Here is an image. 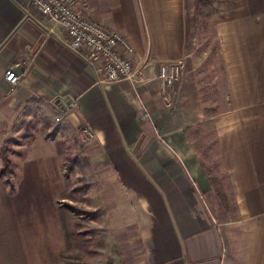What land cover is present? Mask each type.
Masks as SVG:
<instances>
[{"label":"crops","instance_id":"crops-1","mask_svg":"<svg viewBox=\"0 0 264 264\" xmlns=\"http://www.w3.org/2000/svg\"><path fill=\"white\" fill-rule=\"evenodd\" d=\"M198 2L209 4L84 0L93 21L130 41L136 66L146 61L134 90L97 84L61 27L29 4L0 0V132L74 103L52 136L31 144L11 186L0 179V264H62L67 160L89 184L91 208L121 229L129 264H264V0H219L208 18L219 70L206 84L218 88L213 109L194 57ZM176 61L181 77L162 93L157 76ZM10 67L20 75L14 87ZM205 130L229 208L198 148Z\"/></svg>","mask_w":264,"mask_h":264},{"label":"rangeland","instance_id":"rangeland-1","mask_svg":"<svg viewBox=\"0 0 264 264\" xmlns=\"http://www.w3.org/2000/svg\"><path fill=\"white\" fill-rule=\"evenodd\" d=\"M207 3L209 4L202 3L200 8L197 47L194 57L199 76L204 83L202 85L204 102L213 109L214 103L219 97L218 88L213 89L212 87L211 89V86L208 85L214 77L218 79L219 70L214 34L208 18L218 10L220 4L219 0H208ZM54 117L55 115L52 113H42L38 117H21L19 122L13 126L20 132H16V129L12 131L13 127L11 130L5 128V132H0V179L5 185L11 186L18 163L27 156L29 151L34 149L31 144L36 143L37 138L52 136L58 129ZM208 129L210 128L208 127ZM205 131L207 132H202L196 139L198 148L202 152V159L210 172L215 192L229 208L231 200L227 196L226 176L219 168L217 158L205 154L213 141L211 131ZM60 146L64 150L63 145ZM64 166H66L68 175L67 190L62 201L65 211L63 222L67 244L61 256L62 264H129L132 262L131 250L125 243L124 235L119 231L121 229L108 224V216L105 212L91 208L92 200L89 195H86L89 184H85L84 179L80 176L76 178L74 173L69 172V160L65 162Z\"/></svg>","mask_w":264,"mask_h":264},{"label":"built area","instance_id":"built-area-1","mask_svg":"<svg viewBox=\"0 0 264 264\" xmlns=\"http://www.w3.org/2000/svg\"><path fill=\"white\" fill-rule=\"evenodd\" d=\"M13 1L29 4L52 26L61 27L63 40L90 66L97 84L128 82L135 90L142 83L146 61L136 66L133 60L134 48L130 41L121 33L93 21L89 17L84 0ZM182 69L181 61L163 66L157 76L162 93L179 81ZM4 78L11 87L20 82V75L16 74L12 67L5 70ZM73 107L72 102L64 104L56 112L54 121L60 123ZM83 132L87 139L93 138L89 130Z\"/></svg>","mask_w":264,"mask_h":264},{"label":"trees","instance_id":"trees-1","mask_svg":"<svg viewBox=\"0 0 264 264\" xmlns=\"http://www.w3.org/2000/svg\"><path fill=\"white\" fill-rule=\"evenodd\" d=\"M200 4H201V3H200V2H198V7L200 6ZM218 198H220V197H219V195H218ZM220 199H221V198H220Z\"/></svg>","mask_w":264,"mask_h":264}]
</instances>
